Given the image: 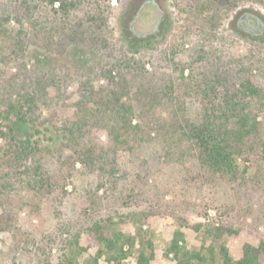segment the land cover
Listing matches in <instances>:
<instances>
[{
	"label": "rangeland",
	"instance_id": "374dc122",
	"mask_svg": "<svg viewBox=\"0 0 264 264\" xmlns=\"http://www.w3.org/2000/svg\"><path fill=\"white\" fill-rule=\"evenodd\" d=\"M62 2L70 12L65 27L71 29L78 19L87 26L89 17L94 18L100 24L98 41L91 45L85 40L61 41ZM42 19L56 23L44 28ZM13 49L15 58L3 62V55L7 58ZM121 57L134 59L157 78L178 77L179 68L185 66L184 76H190L185 82L201 81L203 87L216 76L239 80L240 70L250 68L262 87L261 95L253 99L254 110L264 120V6L258 0H59L53 4L0 0V111L5 115L2 97L24 66L38 81L42 71L49 75L50 79H42L38 93L42 105L35 111L42 117L54 116L24 128V137L37 141L28 158L14 162L0 149V264H66L65 240L70 233L107 218L119 229L120 217L131 212L149 213L142 223L154 232V264H173L165 250L175 229L184 233L182 243L191 252H204L202 246L212 245L218 254L224 242L234 257L241 255L244 243L256 245L264 238V139L237 158L236 176L205 177L186 144L164 149L160 138H147L146 133L140 135V145H134L132 135L126 138L129 142L118 144L105 127L93 122L74 135L64 129L68 119L77 111L83 114L87 106L77 105L80 80L89 75L96 83L100 69ZM53 73L57 79L53 80ZM98 83L105 84L106 79L100 77ZM202 97L200 91L182 97L187 118L198 119ZM153 113L170 121L164 105H156ZM86 145L108 152L114 174L77 159ZM34 161L55 183L44 194L14 179L25 169L23 164L32 168ZM144 170L146 176L139 177ZM6 178L13 187L3 186ZM125 220L128 224L123 228L133 230L136 223ZM196 222L223 223L238 233L213 240L203 236V228L196 232L188 226ZM62 224L69 233H62L49 249V237L56 236ZM92 254V248L82 252L78 264L87 263ZM132 256L125 264H133ZM99 262L106 264L103 259Z\"/></svg>",
	"mask_w": 264,
	"mask_h": 264
},
{
	"label": "trees",
	"instance_id": "16d2710c",
	"mask_svg": "<svg viewBox=\"0 0 264 264\" xmlns=\"http://www.w3.org/2000/svg\"><path fill=\"white\" fill-rule=\"evenodd\" d=\"M49 1L53 4L59 0ZM197 1L203 3L207 0ZM258 1L264 6V0ZM60 6L59 10L63 13V17L60 18L63 26L61 41L70 43L85 40V43L90 45L98 41L97 29L100 26L98 21L89 17L87 20L89 23L85 26L84 22L78 19L75 20L74 27L67 29L65 25L70 12L64 9L63 2ZM9 17L7 15V19ZM42 22L44 28H47L48 24L56 23V20L42 19ZM7 54L10 56L5 58L3 55V62L6 59H14L16 51L13 49L12 53ZM23 68V72L15 75V85H8L6 94L2 97L5 115L0 111L2 140L0 149L6 150L4 153L14 162L28 158L37 144V141L24 137L26 135L24 128H33L54 117H42L41 114L36 115L35 111L41 104V95L38 93L44 86L42 79L48 80L49 75L42 71L38 81L27 68L24 66ZM179 69L178 77L157 78L155 72H148L144 65L140 67L134 59L119 58L113 65L100 69L96 83L89 75L80 80L78 92L81 96L77 105L87 106L84 112H81L83 114L77 111L70 120L68 119L70 124H64V129L70 135H74V131H79L84 125L93 122L95 125L105 127L108 137H113L115 143H127L129 140L126 138L132 135L134 145H140V135L146 133L147 138L151 135L153 139L160 138V144L164 149L167 147L169 150L176 149L173 148L174 144L175 147L180 144L181 148V144H186L193 152L192 156L196 157L198 164L205 170L203 172L205 177L208 174L220 177L236 176L237 158L252 144L260 143L264 139V120L258 119V113L254 110L256 105L253 103V99L261 95L262 87L257 83L253 70L250 68L240 70L242 74L238 75L239 80L233 82L216 76L203 87L201 81L185 82L190 76H184L185 66ZM53 76H55L52 77L53 80L57 79V75L53 73ZM100 77L106 79L105 84L98 83ZM192 91H200L203 96L202 110L197 120L187 118L183 110L182 97ZM13 93L17 98H13ZM156 105L169 108L170 121L154 116ZM53 126L56 127V124L53 123ZM45 129L48 130L49 127ZM96 152L91 146L86 145L84 149L78 151L77 159L89 167L94 165L109 175L114 174L115 167L108 152ZM144 162L145 159H141V164ZM35 164L32 168L23 164L25 169L14 179L26 181L29 186H35L36 194H44L55 183L38 162ZM145 176L144 170L139 177ZM3 186L11 188L12 182L9 178L5 179ZM143 216L147 218L149 213L131 212L128 216L120 217L119 229H116L113 226L114 222L107 218L105 222L91 221L80 230L70 233V238L65 240L64 262L78 264V256L92 248L93 254L85 264H100L101 259L106 264H125V260L131 258L135 251V256H132L133 264H154V232L144 228ZM126 217L136 223L131 231L123 228L124 223L128 224ZM182 221L187 224L186 220ZM58 226L60 227L57 235L49 237V249L62 233H69L65 225ZM188 226L196 232L203 228V236L213 240L238 233L233 226L223 223L215 225L196 222ZM184 237L181 230L175 229L167 244L165 256L173 264H264V238L256 245L244 243L241 255L234 257L224 242L219 244L218 254H215L212 245L202 246L206 253L200 250L191 252L182 243Z\"/></svg>",
	"mask_w": 264,
	"mask_h": 264
}]
</instances>
